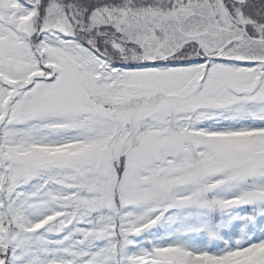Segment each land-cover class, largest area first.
I'll use <instances>...</instances> for the list:
<instances>
[{"label":"snow or ice","instance_id":"1","mask_svg":"<svg viewBox=\"0 0 264 264\" xmlns=\"http://www.w3.org/2000/svg\"><path fill=\"white\" fill-rule=\"evenodd\" d=\"M0 264H264V0H0Z\"/></svg>","mask_w":264,"mask_h":264}]
</instances>
